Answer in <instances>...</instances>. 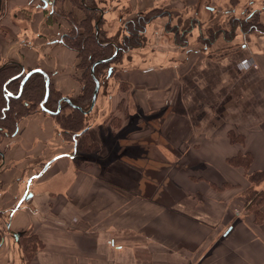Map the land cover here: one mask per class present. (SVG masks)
<instances>
[{"label": "crops", "instance_id": "crops-1", "mask_svg": "<svg viewBox=\"0 0 264 264\" xmlns=\"http://www.w3.org/2000/svg\"><path fill=\"white\" fill-rule=\"evenodd\" d=\"M38 1L1 0L0 66L15 61L24 72L40 68L53 87L73 96L79 89L72 79L76 52L62 42L68 21L55 9L48 10V4L57 1ZM58 1L62 8L83 12L72 0ZM260 48L251 45L250 51L264 60ZM227 61L218 65V87L224 95L217 102L204 105L194 99L203 110L198 111V106L188 110L179 98L181 109L165 117L169 142L119 145L110 156L111 145L101 141L111 131L105 118L71 137L77 151L87 157L77 167L75 157L67 152L68 133L54 115L43 111L23 118L13 135L0 138L4 155L0 208L8 214L0 264H264V227H255L235 208L234 200L240 202L249 181L242 169L227 161L238 151L248 150L252 169L264 170V61L258 66L238 63L235 68ZM212 65L202 68L211 70L210 80L215 76ZM140 68L125 71L130 84L158 68L161 75L167 71L153 65ZM179 76L178 72L177 84ZM248 89L250 113L244 115ZM116 99L110 95L109 108L115 110ZM99 116L100 111L96 120ZM230 131L243 134L244 143H233ZM198 137L202 141L192 140ZM83 138L92 141L85 145ZM153 148L173 155L184 152L175 154L177 160L164 154L171 159H164L165 163L173 170L186 154L184 163L200 173L147 175L135 165L147 163L148 158L159 161L148 153ZM227 182L235 187L224 188ZM21 187L27 199L22 195L20 204L9 206ZM31 234L38 243L29 258L20 241ZM144 252L147 258L140 257Z\"/></svg>", "mask_w": 264, "mask_h": 264}, {"label": "rangeland", "instance_id": "rangeland-1", "mask_svg": "<svg viewBox=\"0 0 264 264\" xmlns=\"http://www.w3.org/2000/svg\"><path fill=\"white\" fill-rule=\"evenodd\" d=\"M55 1L58 3L55 2L53 5L48 4L53 0H46V2L45 0H39L38 2L40 4L47 3L49 11L55 9L56 13L64 17L68 21V27L66 26L64 31L65 33H72L74 29L72 21L74 20L75 23L80 24L86 17L85 10L76 13V7H72L71 10L62 8L59 5L60 2ZM72 4L75 5L74 0H72ZM98 5L104 13V15L100 14L98 17L99 19L101 15L103 16L98 22L102 36H108V38L114 36L116 40L118 39L122 48H125L119 54L115 53V59L106 62L109 73H105L100 78L101 82L96 103L90 110L92 112L88 122V128L105 118L109 122L111 131L102 135L103 140L101 141L111 145L110 150L107 151L110 156L116 154L121 146L126 147L128 143L138 145L169 142L171 140L170 135H166V133L169 130L167 126L170 125L168 123L166 125L167 120L165 117H169L172 111L181 109L180 104H177L179 98L185 100L188 110H193L196 106L199 108H197L198 111L203 110L199 107L200 105L194 104V99H198L204 105L208 101L217 102L219 95H224L218 87L220 78L218 65L220 62L225 63L228 60L229 66L235 68L234 65H238V63L258 66L260 62L264 61L260 57L258 59L254 58L250 51L251 45L254 48L260 46V51L264 53V0H131V2L127 0H103ZM138 13L142 14L145 19L147 18L149 22L145 25L144 33L140 37V44L134 46L132 41L129 40L130 38L127 37L131 36L129 35L128 24ZM239 24H244V30L241 29ZM251 26L253 28H250ZM80 30H83L82 27ZM127 42L132 45L128 44L127 46ZM243 44H246L247 48H243ZM75 52V67L72 71V79L74 83L76 82L79 92L83 84L81 79L83 69L77 66L81 61V57L78 56L77 51ZM240 57H242L243 63L240 62ZM245 57L249 58L246 60ZM262 57L264 58V54ZM209 63L214 64L211 68H213L215 76L211 77V80L208 76V72L211 70L205 72L202 69ZM151 65L166 67L167 71L166 73L163 71L161 75L158 68L143 75L141 79L138 78L137 83L130 84L126 80L127 73L125 71L139 70V67H142L140 70H143L144 66ZM178 72L180 76L177 84L175 76ZM203 74H207V77ZM145 77L146 79H144ZM112 94L118 100L115 110L108 106V100ZM261 95L263 94L260 93ZM73 96H76V94ZM244 96L247 97V101L243 102L245 106L243 111L247 112L244 114L246 115L250 113L251 90L244 91ZM217 109L220 111L222 107L220 106ZM99 111L100 118L96 120L95 117H98ZM136 129L140 131L136 132ZM66 137L70 138L69 141H71L69 142L71 147L69 146L67 152L70 156L75 157L76 165L80 167L82 158L84 159L86 156L82 155L79 150L77 151V144L75 145V142L71 140V137L75 139L76 136L68 132ZM237 138L235 142L244 143L243 136ZM84 139L85 145L88 140L89 142L91 140V138ZM192 140L199 142L202 141V137L192 138ZM189 141L188 137L184 139V143L188 144ZM245 151L247 150L241 152L244 153ZM148 153L151 158L160 160L156 162L148 158L145 164L135 163V166L146 171L147 175H154L157 172L158 174L161 172L162 175H186L190 172L192 175L197 176L200 173L184 163L187 159L186 154L180 156L183 160H179L180 163L173 167V170H171L169 164L165 163V160L171 159H167L164 154L177 160L175 154L184 152H174L173 155L171 151L160 153L153 148ZM247 156L243 158L244 164L248 159ZM135 169L132 166L131 172L133 173ZM33 173L34 171L26 173V177ZM234 187L232 183L227 182L224 188L232 189ZM21 188L17 190V197L14 201L8 203L9 206H16L20 197L24 196L25 187ZM26 196L24 198L27 199ZM239 200L240 202L234 200L236 201L235 208H239L240 215L250 220L251 216H246L249 213L248 210L243 207V197ZM133 203L135 202L132 201ZM236 212L239 213L237 210ZM36 245L35 248H37ZM145 252L140 255L141 258L148 257ZM25 255L27 256L26 253Z\"/></svg>", "mask_w": 264, "mask_h": 264}, {"label": "trees", "instance_id": "trees-1", "mask_svg": "<svg viewBox=\"0 0 264 264\" xmlns=\"http://www.w3.org/2000/svg\"><path fill=\"white\" fill-rule=\"evenodd\" d=\"M100 1L103 0H74L75 5L85 10L86 17L80 24L75 23L73 20V32L65 33L62 37V42L70 49L77 51L78 56L81 57V61L77 66L83 69V76L81 77L83 84L79 94L72 98L73 106L62 102L60 111L56 112L59 99L63 94L51 83L49 96L42 106L46 94V72H33L21 87L26 72L23 71L20 63L10 61L0 69V138L13 135L23 118L39 111L54 115L58 124L66 133L70 132L77 136V134L84 133L87 130L92 111H86L92 103L96 87L95 78L100 81L102 75L109 73L107 63L94 64L98 60L110 56L115 51V45L108 42V37L102 36L99 30L100 27L95 24L101 14L98 5ZM148 22L147 18L145 19L142 14L138 13L128 24L129 35L131 36L127 37L130 38L129 40L132 41L134 46L140 44V37L144 33L145 25ZM239 25L244 30V24ZM81 27L82 31L80 30ZM250 28H253V26ZM130 29L132 30L130 31ZM130 42H127V46L128 44L132 45ZM20 89L21 93L18 95ZM229 136L234 142L237 141V137H244L243 134L234 131H230ZM243 140H245V137ZM246 156L248 159L244 164L243 158ZM1 157L0 151V160ZM227 161L230 165L242 169L249 181V185L242 192L243 207L249 212L246 216H251L252 224L255 227H264V170L252 169V154L248 150L244 153L239 151L236 155L228 157ZM5 215L4 210L0 208V244L7 231L8 216ZM37 243L38 240L34 234L21 237V244L28 257H32L35 253L36 248L34 246Z\"/></svg>", "mask_w": 264, "mask_h": 264}, {"label": "water", "instance_id": "water-1", "mask_svg": "<svg viewBox=\"0 0 264 264\" xmlns=\"http://www.w3.org/2000/svg\"><path fill=\"white\" fill-rule=\"evenodd\" d=\"M46 4H47V3H46ZM97 23H98V22H96V25H97ZM115 53H116V52H115ZM114 55H115V54H114ZM114 55H112V56H110V57H107V58H104V59H100V60H98L97 62H95L94 65H96V64L99 63V62H108V61L112 60V58H113ZM4 65H5V64L1 65V66H0V69H1ZM35 71H43V70L40 69V68H33V69L27 71L26 74L24 75L23 79H22L21 87L23 86V84L25 83V81L27 80V78H28L33 72H35ZM110 72H111V70H110ZM95 80H96V87H95V90H94L92 103H91L90 108H89L86 112H89V111L93 108V106L95 105V103H96L97 94H98V91H99V88H100V81H99L98 78H95ZM21 89H22V88H21ZM21 89H20V92L18 93V95H20V93H21ZM49 90H50V77L47 75V78H46V94H45V98H44V100H43V102H42V106H43L44 102L47 100V98H48V96H49ZM11 95H12V94H11ZM63 100H67V101L70 102V99H69L68 97H65V96H64V97H62V98L59 100V103H61V101H63ZM59 110H60V105L58 106V109H57L56 112H58ZM75 141H76V140H75ZM1 155H2V157H1L0 167L2 166L3 161H4V155H3L2 152H1ZM22 200H23V199H21L18 203L20 204V202H21Z\"/></svg>", "mask_w": 264, "mask_h": 264}, {"label": "flooded vegetation", "instance_id": "flooded-vegetation-1", "mask_svg": "<svg viewBox=\"0 0 264 264\" xmlns=\"http://www.w3.org/2000/svg\"><path fill=\"white\" fill-rule=\"evenodd\" d=\"M100 10H101V14L104 15L103 10H102L101 8H100ZM102 15L100 16V18H99L96 22H99V20L102 19V17H103ZM97 25H98V23H97ZM97 25H96V26H97ZM112 35H113V34H112ZM107 37H108V36H107ZM124 40H125V39H124ZM125 41H126V40H125ZM108 42H111L113 45H115V51H114V53L111 54L110 56L114 55L115 52H116L117 54H119V53L122 51V49H125V48H122V46H120L118 39L116 40L114 36H112L111 38L109 37ZM110 56H108V57H110ZM114 56H115V55H114ZM114 56H113L112 60L114 59ZM106 58H107V57H106ZM103 59H104V58H103ZM110 61H111V60H110ZM108 62H109V61H108ZM99 63H102V62H99ZM103 63H106V62H103ZM79 91H80V90H79ZM78 94H79V92H78ZM78 94H76V96H77ZM62 97H64V95H63ZM62 97H61V98H62ZM65 97H68V98L70 99V102L67 101V100H63V101H61V103H59V105H60V109H61L62 102H66V103L70 104L71 106H73L72 98L75 97V96H65ZM61 98H60V99H61ZM60 99H59V100H60ZM59 111H60V110H59ZM0 163H1V160H0Z\"/></svg>", "mask_w": 264, "mask_h": 264}, {"label": "bare ground", "instance_id": "bare-ground-1", "mask_svg": "<svg viewBox=\"0 0 264 264\" xmlns=\"http://www.w3.org/2000/svg\"><path fill=\"white\" fill-rule=\"evenodd\" d=\"M29 71V70H28Z\"/></svg>", "mask_w": 264, "mask_h": 264}]
</instances>
